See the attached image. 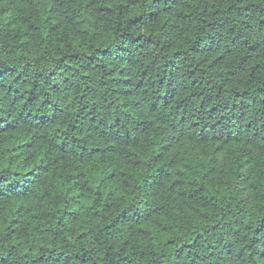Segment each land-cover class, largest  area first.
Here are the masks:
<instances>
[{
	"label": "trees",
	"instance_id": "trees-1",
	"mask_svg": "<svg viewBox=\"0 0 264 264\" xmlns=\"http://www.w3.org/2000/svg\"><path fill=\"white\" fill-rule=\"evenodd\" d=\"M0 264H264V0H0Z\"/></svg>",
	"mask_w": 264,
	"mask_h": 264
}]
</instances>
